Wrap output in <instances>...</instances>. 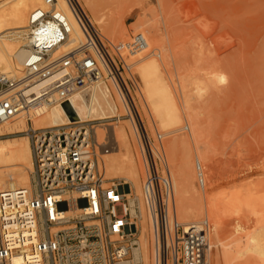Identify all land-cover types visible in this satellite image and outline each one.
Segmentation results:
<instances>
[{
    "label": "built area",
    "instance_id": "1",
    "mask_svg": "<svg viewBox=\"0 0 264 264\" xmlns=\"http://www.w3.org/2000/svg\"><path fill=\"white\" fill-rule=\"evenodd\" d=\"M43 2L45 7L28 19L29 55L23 70L19 75L0 73V124L26 117L28 127L21 134L33 159L30 189L0 193V264H143L129 195L120 182L107 186L101 171L102 157L117 146L115 139L105 130L99 140L100 121L35 128L30 116L45 103L72 108L71 94L104 74L116 85L128 110L123 117L132 121L139 137L141 199L150 220L152 264H207L201 232L196 227L184 232L178 221L161 137L156 135L155 146L134 102L139 82L125 58L145 51V38L136 34L127 42L106 45L78 3L65 0L84 42L61 51L72 32L70 21L58 0ZM132 201L139 213L138 201ZM73 206L79 212L69 216Z\"/></svg>",
    "mask_w": 264,
    "mask_h": 264
},
{
    "label": "rangeland",
    "instance_id": "2",
    "mask_svg": "<svg viewBox=\"0 0 264 264\" xmlns=\"http://www.w3.org/2000/svg\"><path fill=\"white\" fill-rule=\"evenodd\" d=\"M135 1L139 7L125 19L128 36L122 42L101 34L94 27L106 45L124 43L136 34H144L148 48L138 53L137 60L155 56L157 63L152 65L151 70L157 71L156 75L159 74L164 80L170 97L177 104L181 121L165 130L159 124L158 115L146 111L141 104L140 92L133 95L149 139L157 146L156 135L161 137L168 168L170 163L166 152L172 145L175 147L173 153L176 162L184 150L196 162L192 164L196 167H193L194 176L191 179L193 190L190 193L187 223L182 226L185 229L206 223L203 239L207 245L208 264H225L220 250L222 245L229 264H264V0H166L171 10H168L167 3L168 8L164 7L170 15H166V10L162 9L166 1L164 4L159 0ZM77 2L89 22H92L85 3L82 0ZM95 5L107 9L112 2L95 0ZM170 16L173 20L167 19ZM168 20L173 21L172 27ZM132 28L136 30L131 35L129 30L132 31ZM135 60V57H130L127 63L133 66L132 72L143 93ZM209 71L223 76L220 81L214 78L217 91L211 95H198L193 88L194 81L200 80L206 84V73ZM106 83L109 84L108 81ZM181 84L188 86L187 98L181 94ZM147 103L151 107L152 101L147 100ZM151 117L156 121L155 126L149 123ZM104 122L119 124L125 129L142 170L140 193L137 194L132 188L127 195L130 202L132 199L138 200L141 214H144L141 216H145L133 220L140 231V223L146 219L149 244L147 264H152L151 227L141 199L144 169L134 130L124 117L119 121ZM100 133L97 130L101 139ZM20 136L26 137L16 134L0 139ZM111 147L109 153L114 147L116 149V146ZM211 156L212 159L207 158ZM203 157H206L205 161ZM211 165L216 168L212 169ZM206 171L213 173L209 176L210 173L206 174ZM202 174H206V177ZM105 179L107 186L118 181L124 183L117 177L105 176ZM116 213H122L120 207ZM247 234L251 240L246 238ZM227 240L230 242L228 245L225 243ZM249 253H253V259L249 258Z\"/></svg>",
    "mask_w": 264,
    "mask_h": 264
},
{
    "label": "bare ground",
    "instance_id": "3",
    "mask_svg": "<svg viewBox=\"0 0 264 264\" xmlns=\"http://www.w3.org/2000/svg\"><path fill=\"white\" fill-rule=\"evenodd\" d=\"M75 1L77 2V0ZM82 1L85 3V5L87 6L88 10L91 13L92 22H89L87 16L85 14L84 15L86 16L90 27L96 33L97 31L95 30L94 26H96L98 30L102 32L101 34H104L109 38L115 39V41L116 40L121 41L122 39L128 36L125 28V19L134 10L138 9L139 4L138 3L136 4L135 0H110L112 2V5L107 9L98 8L95 5V0H82ZM164 1L166 0H162V1L159 0L158 2H162L164 4ZM166 3L167 1L165 2V5H162V9L164 8V10H166L164 6H166L167 8L169 6L168 3H167L168 6L166 5ZM44 7L45 5L43 0H0V73L12 74V75H19L21 73L26 58L29 55V51L26 48L27 46L26 28L28 25L29 16L33 11ZM58 8L67 15L72 27V32L69 37V40L61 48V51H67L68 49H71L72 47L80 43H83L84 37L82 31L80 30L75 20L73 19L65 0H58ZM169 8L168 10L170 11L171 8L170 9ZM165 13L166 15L168 14L167 10L165 11ZM171 16L168 17L167 19L172 18L173 20V17ZM169 21L170 20H168V22ZM169 23L172 27L173 21ZM132 29H133L132 31L131 29L129 30L130 34L131 32L136 30L135 28ZM139 34L143 35V37L147 42V39L144 36V34L142 33ZM147 48H148V44H147ZM138 55L139 54L134 56L136 60L135 62L134 61L133 62L134 64L137 65L136 73H138L140 77L139 81H141L142 83L141 84L142 86L140 87H143L142 90L143 93H141V91L139 90L141 96L140 98L141 104L144 106L146 111H152L155 115H158L159 124H161V126L165 130H168L173 125L177 124V122L180 123L181 121L177 104L170 97V92L168 90V87L164 84V80H162L159 74L156 75L157 71L151 70L152 65L154 63L155 64L157 63L155 56L153 55V57L151 58L150 56L149 58L145 57L142 58V60L138 61L137 60ZM128 59L125 58L126 63ZM210 65L211 64H209L208 66ZM208 68L209 67H207V69ZM209 69L211 70V68ZM206 74H207V79H205L207 80V82H205L206 84H204L200 80L194 81L193 88L195 90V93L197 92L198 95H201L203 93L211 95L212 93H214V91L216 90L215 87L216 85H214L216 84L215 83L216 81L214 82V78L217 81H220L223 77L222 74H218L215 71H209ZM106 81L109 82L110 86L109 84L107 85ZM46 83L47 82H43L34 89L41 88V86L43 87ZM187 87L184 84L180 85L181 94L185 98L188 97ZM147 100L152 101L151 107L148 106ZM69 101L72 108H70L68 105L60 106L58 104L45 103L41 107L32 111L30 116L33 126L35 128H53L61 125H66L72 122L73 120H77V121L79 120L81 122L100 121L101 123L98 125V130L102 132L100 133L101 138H102V134H104L103 132L107 130L108 136L114 138L115 141L117 142L116 149H114L115 148L114 147L111 153L106 154L104 156L105 158L102 157L104 159H102L101 171L102 174L104 175V178L105 176L111 178L117 177V179L120 178L124 181L123 183L124 185L122 184L121 181L118 182H120V185L124 187L126 194L132 188H134L137 191V194H139L140 172L142 170L138 166L136 155L132 148L130 138L127 132L125 131V129L121 125L114 123L106 124L104 122L106 120H111V119H116L117 121H119V119H123V116H125L128 112L126 105L114 82L109 80V77L104 74V77L89 84L85 89L74 91L71 94ZM120 111L122 112V114H119ZM72 115L74 116V118L71 117ZM25 118H26L25 116H20L11 121H6L4 123H1L0 137L9 136V135L13 136L25 132L28 127ZM126 121H128L131 124L134 130L136 141L138 143L139 155L142 162V150L140 147V141L135 125L132 123L131 120L126 119ZM150 122L152 126L153 125L155 126L156 121L154 120L153 117L150 118L149 123ZM174 149L175 147L172 145V147L168 148L166 152L168 156L167 159L169 160L168 164L170 163L168 169H170L169 173L173 186L175 209L178 214V218L180 219L181 222L180 224L184 225L185 222L187 223L186 217H187L188 208L190 207L189 200H191L190 193L193 190L191 179L194 176L193 167H196V165L195 166L192 165L194 163L192 159L194 160V158L189 152H186L185 150L183 151L180 160L176 162L175 160L176 156L173 153ZM205 158L203 161H205ZM207 158L212 159L213 157L211 156ZM207 165H205V167ZM214 167L216 168V166ZM214 167H212V169H214ZM32 171H33V159H32L30 143L27 137L20 136L17 138L14 137V138L0 139V193L4 191H14L16 188L30 189ZM207 171L206 174L210 173L208 175L211 176L214 170L212 171V173L211 172L207 173ZM206 174H202V176L203 175L205 176ZM129 205H130V214L132 220L131 223L132 225L135 224L136 226H138L137 223L134 222L135 219L133 220V218L135 217L143 218L145 216H141L144 214H141L142 211H140V209H139V215H137V213L134 212L135 211L133 209L134 201L131 202L129 201ZM67 212H68L67 214L70 216V215L78 214L79 211L77 207L73 206ZM145 220L146 219L144 218V220L141 221L140 223L141 229H140L139 240H141V243H139V251L142 256L144 264H147L149 244L147 239L148 226ZM149 226H150V220H149ZM191 227H196L197 230L201 232L202 236H204L207 225L206 223H204L196 226L195 225L189 226L188 228L186 227L187 229L186 228L184 229V232H187ZM246 238L251 240L249 238V235L246 236ZM225 243L226 245H228V243L230 242L229 240H227V242L225 241ZM226 245L225 247H227ZM222 246L223 247H220V250L222 252V260L225 264H229L227 253L225 254L226 249L224 248V245ZM230 247H228V249H231ZM231 251L233 252L234 249H232ZM251 254L249 255L250 257L249 256L248 257L249 258L252 257L253 259V256ZM252 259L249 260L251 261ZM14 264H18V261H15Z\"/></svg>",
    "mask_w": 264,
    "mask_h": 264
},
{
    "label": "water",
    "instance_id": "4",
    "mask_svg": "<svg viewBox=\"0 0 264 264\" xmlns=\"http://www.w3.org/2000/svg\"><path fill=\"white\" fill-rule=\"evenodd\" d=\"M71 117H72V118H74V116H73V115H72Z\"/></svg>",
    "mask_w": 264,
    "mask_h": 264
}]
</instances>
